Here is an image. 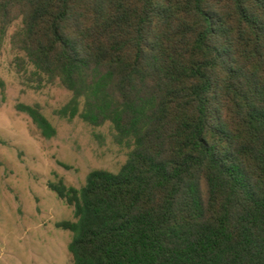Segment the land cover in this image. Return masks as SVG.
<instances>
[{
  "label": "trees",
  "instance_id": "1",
  "mask_svg": "<svg viewBox=\"0 0 264 264\" xmlns=\"http://www.w3.org/2000/svg\"><path fill=\"white\" fill-rule=\"evenodd\" d=\"M16 20L18 69L72 94L58 115L129 148L48 183L73 264H264V0H0V42Z\"/></svg>",
  "mask_w": 264,
  "mask_h": 264
},
{
  "label": "rangeland",
  "instance_id": "2",
  "mask_svg": "<svg viewBox=\"0 0 264 264\" xmlns=\"http://www.w3.org/2000/svg\"><path fill=\"white\" fill-rule=\"evenodd\" d=\"M19 27L13 22L0 42V264H73L72 233L56 226L74 220L73 206L48 183L81 188L94 169L116 173L129 148L114 140L108 122L92 126L58 115L72 94L18 69L10 36ZM18 104L37 105L55 135L44 137Z\"/></svg>",
  "mask_w": 264,
  "mask_h": 264
}]
</instances>
